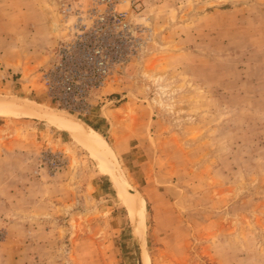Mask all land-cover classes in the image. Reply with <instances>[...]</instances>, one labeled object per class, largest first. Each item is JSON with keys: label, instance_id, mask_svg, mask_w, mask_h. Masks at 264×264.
<instances>
[{"label": "rangeland", "instance_id": "obj_1", "mask_svg": "<svg viewBox=\"0 0 264 264\" xmlns=\"http://www.w3.org/2000/svg\"><path fill=\"white\" fill-rule=\"evenodd\" d=\"M61 3L0 0V101L89 127L135 194L51 122L0 116V264H139V247L143 264H264V0H142L137 55L88 117L39 82Z\"/></svg>", "mask_w": 264, "mask_h": 264}, {"label": "built area", "instance_id": "obj_2", "mask_svg": "<svg viewBox=\"0 0 264 264\" xmlns=\"http://www.w3.org/2000/svg\"><path fill=\"white\" fill-rule=\"evenodd\" d=\"M142 0H62L52 60L39 71L44 96L56 109L88 117L92 102L140 47Z\"/></svg>", "mask_w": 264, "mask_h": 264}, {"label": "bare ground", "instance_id": "obj_3", "mask_svg": "<svg viewBox=\"0 0 264 264\" xmlns=\"http://www.w3.org/2000/svg\"><path fill=\"white\" fill-rule=\"evenodd\" d=\"M0 116H34L43 118L51 122L53 125L64 130L65 132L73 136L75 139H77L80 143L85 145L90 150L92 156L98 162L100 169H102L104 173L110 177L113 184L121 192L124 189L127 191V184L125 183V181H123L122 179H116L115 175H113L111 169L108 166L107 160H105L99 153L106 149L102 138L89 127L83 125L81 122L75 121L69 116L64 115L63 113H57L53 110L47 109L46 107L39 106L26 101H20V103L18 101L15 103L0 101ZM119 182L124 189H121ZM126 201L129 211H131V216L132 218H134L133 220L135 221V210H137L140 205L138 206V202L135 197H128Z\"/></svg>", "mask_w": 264, "mask_h": 264}, {"label": "water", "instance_id": "obj_4", "mask_svg": "<svg viewBox=\"0 0 264 264\" xmlns=\"http://www.w3.org/2000/svg\"><path fill=\"white\" fill-rule=\"evenodd\" d=\"M111 162H112V164H113L114 167H115V171L120 173L121 171L117 168V164H116V162L113 161V160H111ZM122 175H123V174H122ZM123 177H124V176H123ZM127 192L130 193V194H135V192L131 190V188L129 187L128 184H127ZM137 259H138V263H139V264H143V261H142L143 259H142V256H141V249H140V247H139L138 252H137Z\"/></svg>", "mask_w": 264, "mask_h": 264}]
</instances>
